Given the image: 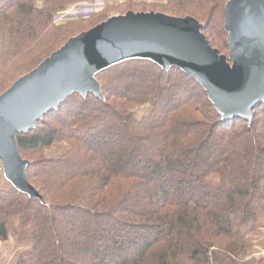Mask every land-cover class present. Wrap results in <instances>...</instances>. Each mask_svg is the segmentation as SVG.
I'll use <instances>...</instances> for the list:
<instances>
[{
  "label": "trees",
  "instance_id": "16d2710c",
  "mask_svg": "<svg viewBox=\"0 0 264 264\" xmlns=\"http://www.w3.org/2000/svg\"><path fill=\"white\" fill-rule=\"evenodd\" d=\"M82 1L97 0H0V96L120 9L104 3L90 21L56 23ZM229 1L151 6L197 19L213 48L230 49ZM95 78L102 98L74 93L16 137L41 198L10 181L0 187V245L16 221L29 230L12 264H264L251 239L264 229V102L251 121L225 120L195 78L151 59L123 61ZM148 104L150 114L138 118L135 110ZM36 153L39 160L26 157Z\"/></svg>",
  "mask_w": 264,
  "mask_h": 264
},
{
  "label": "water",
  "instance_id": "95a60500",
  "mask_svg": "<svg viewBox=\"0 0 264 264\" xmlns=\"http://www.w3.org/2000/svg\"><path fill=\"white\" fill-rule=\"evenodd\" d=\"M229 57L213 48L193 17L128 12L73 37L0 96V161L13 185L41 198L29 183L17 135L36 128L74 93L102 98L95 76L115 64L151 59L195 78L225 120H252L264 102V0H230L225 12Z\"/></svg>",
  "mask_w": 264,
  "mask_h": 264
},
{
  "label": "rangeland",
  "instance_id": "374dc122",
  "mask_svg": "<svg viewBox=\"0 0 264 264\" xmlns=\"http://www.w3.org/2000/svg\"><path fill=\"white\" fill-rule=\"evenodd\" d=\"M129 1H134L137 4H144L143 6H145V7H138V8H130L129 7L128 8L126 5H127V2H129ZM166 2H167V0H113L112 2H110V4L113 6H120V9L114 10L111 13V15L109 16V18L114 17V16H118V15H125L130 11H133L135 13H150V12L164 13V12H162L163 9H161L160 7H154L151 5H153V4L162 5L163 3H166ZM91 3L94 4V7H95L94 14H92L91 16H83L84 18L79 17L82 19H75V20L70 19L71 21H68V22L77 21V20H86V21L92 20L95 16V13L97 11L98 6L103 5L105 2H100V0H97V1L91 2ZM74 4H76V3H74ZM74 4L69 5L63 11H66L70 6H72ZM147 7H148V9H147ZM63 11H61V12H63ZM61 12H59V13H61ZM68 22H63L59 25L66 24ZM88 28H91V24L90 23L84 24L83 29L87 30ZM85 32H87V31H85ZM225 41H227V39H223L222 41H220V45L224 44ZM217 46H219V44ZM221 47L222 46H220V48H215V49L219 50L221 55L229 57L230 49H227L228 47H224V48L222 47L223 48L222 49ZM152 108H153L152 104L140 106L135 110V113H136L138 118H142V117L150 114ZM26 157L31 159V160L36 161L42 157V153L29 154ZM0 187L5 188V189H8V188L10 189L12 187L11 183L9 182V180L7 179V177L5 175V168H4L2 161H0ZM19 225H18L17 221L14 223V230L11 234V238L7 242H4L0 245V252H1L0 264H12V261L21 252H23V250L26 249V243L25 242H26V239L28 237L29 230L27 228H24L23 226L20 227ZM251 239L254 242V251L252 252V256L264 259V229H259L258 233L256 235H252Z\"/></svg>",
  "mask_w": 264,
  "mask_h": 264
},
{
  "label": "built area",
  "instance_id": "2783aa9c",
  "mask_svg": "<svg viewBox=\"0 0 264 264\" xmlns=\"http://www.w3.org/2000/svg\"><path fill=\"white\" fill-rule=\"evenodd\" d=\"M100 2H102V0H100ZM94 11L95 7L91 2H79L70 6L66 11L59 13L55 17V21L57 24H61L63 22H68L75 19H82L84 18L83 16H91L92 14H94Z\"/></svg>",
  "mask_w": 264,
  "mask_h": 264
},
{
  "label": "crops",
  "instance_id": "0c3cea01",
  "mask_svg": "<svg viewBox=\"0 0 264 264\" xmlns=\"http://www.w3.org/2000/svg\"><path fill=\"white\" fill-rule=\"evenodd\" d=\"M113 0H102V2H105V3H110L112 2ZM89 2V1H88ZM36 4L38 6H42L44 4V0H36Z\"/></svg>",
  "mask_w": 264,
  "mask_h": 264
}]
</instances>
